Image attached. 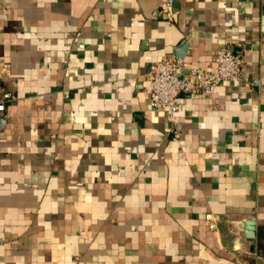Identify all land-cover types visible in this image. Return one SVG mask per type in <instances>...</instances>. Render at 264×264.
<instances>
[{"label": "crops", "instance_id": "obj_1", "mask_svg": "<svg viewBox=\"0 0 264 264\" xmlns=\"http://www.w3.org/2000/svg\"><path fill=\"white\" fill-rule=\"evenodd\" d=\"M160 3L0 0V264H264V0ZM185 42L244 65L176 136L147 74Z\"/></svg>", "mask_w": 264, "mask_h": 264}, {"label": "built area", "instance_id": "obj_2", "mask_svg": "<svg viewBox=\"0 0 264 264\" xmlns=\"http://www.w3.org/2000/svg\"><path fill=\"white\" fill-rule=\"evenodd\" d=\"M176 0H161L160 8L168 19L174 18ZM215 70L205 67H188L182 58L166 56L151 64L148 71L149 83L146 91L149 93L154 107L163 109L171 124V132L176 136L175 122L180 109V98L183 94H211L221 82L235 80L242 76L244 57L235 54L230 45L218 48L213 55ZM17 97L8 91L0 90V112L7 103ZM206 220L211 230L217 229V220L212 214H207Z\"/></svg>", "mask_w": 264, "mask_h": 264}, {"label": "water", "instance_id": "obj_3", "mask_svg": "<svg viewBox=\"0 0 264 264\" xmlns=\"http://www.w3.org/2000/svg\"><path fill=\"white\" fill-rule=\"evenodd\" d=\"M187 48V42H185V44L183 45V47H181L180 52L176 54V56L178 57H183L184 55V50ZM255 223L253 222V220H249L247 223H246V236L249 237V238H253L255 236Z\"/></svg>", "mask_w": 264, "mask_h": 264}, {"label": "trees", "instance_id": "obj_4", "mask_svg": "<svg viewBox=\"0 0 264 264\" xmlns=\"http://www.w3.org/2000/svg\"><path fill=\"white\" fill-rule=\"evenodd\" d=\"M258 251L264 255V228L260 227L258 230Z\"/></svg>", "mask_w": 264, "mask_h": 264}]
</instances>
